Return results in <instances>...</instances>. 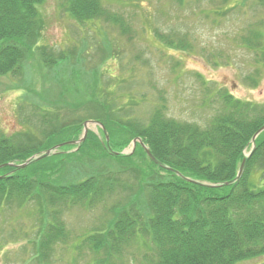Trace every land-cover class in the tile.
I'll return each instance as SVG.
<instances>
[{
  "label": "trees",
  "instance_id": "16d2710c",
  "mask_svg": "<svg viewBox=\"0 0 264 264\" xmlns=\"http://www.w3.org/2000/svg\"><path fill=\"white\" fill-rule=\"evenodd\" d=\"M45 1L0 0V76L21 75L32 57L47 68L64 60L63 54L53 55L39 45L44 28L40 5ZM64 1L67 12L81 23L113 20L103 0ZM253 34L244 44L258 47L261 32ZM158 38L171 47L190 46L182 38ZM249 79L258 86V80ZM213 90L207 102L218 106L205 124L169 117L165 105L147 121L126 122L103 103H94L85 118L95 117L109 142L101 128L103 141L88 132L80 145L59 146L66 140L58 136L82 138L88 121L81 119L75 127L68 124L44 134L53 140L0 136V215L25 210L30 202L37 206L41 236L33 260L52 264L54 246L67 236L61 218L66 211L101 205L111 216L107 226L79 242V247L103 254L97 264H119L138 241L146 249L142 260L132 259L139 264H237L263 256L264 132L252 141L264 126V104L237 99L226 89ZM137 138L143 145L137 142L133 153L114 154ZM65 148L76 149L62 152ZM50 150L55 154L46 155ZM36 155L44 156L33 160ZM60 158L64 169L46 175ZM73 163L80 169L77 176Z\"/></svg>",
  "mask_w": 264,
  "mask_h": 264
},
{
  "label": "rangeland",
  "instance_id": "374dc122",
  "mask_svg": "<svg viewBox=\"0 0 264 264\" xmlns=\"http://www.w3.org/2000/svg\"><path fill=\"white\" fill-rule=\"evenodd\" d=\"M244 1L103 0L113 20L81 23L67 12L64 0H46L40 5L44 28L39 45L53 55L63 54L64 60L47 68L32 57L21 75L0 76V136L23 141L31 137L36 142L57 128L75 127L81 119L93 121L88 132L103 141L98 120L85 118L94 103H103L126 122L147 121L165 105L169 117L205 124L218 106L214 100L207 102L217 88L237 99L264 104V5ZM254 31L261 32L256 35L258 47L244 44ZM158 35L182 38L190 46L171 47ZM250 77L258 80V86ZM59 138L80 141L71 133ZM132 148L130 144L122 152L131 153ZM56 161L46 175L64 169L61 158ZM75 168L77 176L80 169ZM35 208L38 211L30 202L25 210L0 215V264H37L33 259L41 235ZM61 218L67 236L54 246L52 264H97L95 259L103 254L79 247L80 238L106 227L111 216L101 205L92 210L76 207ZM145 250L138 241L119 264H139ZM237 264H264V255Z\"/></svg>",
  "mask_w": 264,
  "mask_h": 264
},
{
  "label": "water",
  "instance_id": "95a60500",
  "mask_svg": "<svg viewBox=\"0 0 264 264\" xmlns=\"http://www.w3.org/2000/svg\"><path fill=\"white\" fill-rule=\"evenodd\" d=\"M90 123H92V121L87 122V123H85V125H84V129H85L84 138L86 137V135H87V133H88V131H89V129H88V125H89ZM96 123H97V122H96ZM98 124H99V123H98ZM263 132H264V126H263L261 129H259L258 132H257V133L255 134V136L253 137V141H252L253 144L255 143L257 137H258L261 133H263ZM84 138H83L82 140H80V141H77V142H70V143H66V144H80L81 142H83ZM107 141L109 142V137H108V135H107ZM137 142H140V143L143 145V142H142V140H141L140 138L135 139V140L133 141V143H132V144H133L132 151H134ZM144 147H145V150H146L148 156H149V157H150L155 163L159 164V162L155 159V157H154V156L152 155V153L150 152L149 148L146 147V146H144ZM51 153H52V151L50 150V151L47 152L46 155H50ZM114 154H115V155H120V154H121V155H127L128 153L125 152V151H123V152H121V153H117V152L115 153V152H114ZM37 159H38V158H35V159H33V160H37ZM31 161H32V159L29 160L28 162H26L25 164H23L22 166H23V167L27 166ZM245 163H246V160H244V162H243V164H242V166H241V168H240V170H239V173H238V176H237V180L240 179L241 176L243 175ZM212 186H215V185H212Z\"/></svg>",
  "mask_w": 264,
  "mask_h": 264
}]
</instances>
